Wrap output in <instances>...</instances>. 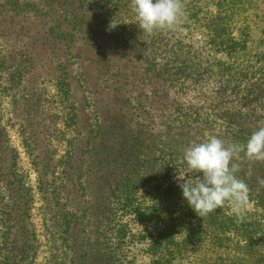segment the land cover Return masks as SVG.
<instances>
[{"label":"trees","instance_id":"1","mask_svg":"<svg viewBox=\"0 0 264 264\" xmlns=\"http://www.w3.org/2000/svg\"><path fill=\"white\" fill-rule=\"evenodd\" d=\"M182 5L189 43L122 23L126 11L110 12L111 0H0V95L12 98L63 264H135L126 260L130 221L148 264H264V162L236 161L255 219L227 205L198 217L171 176L190 143H245L264 126V0ZM50 83L66 92L75 135L60 160ZM17 166L0 99V264H30L32 254L34 198Z\"/></svg>","mask_w":264,"mask_h":264},{"label":"clouds","instance_id":"2","mask_svg":"<svg viewBox=\"0 0 264 264\" xmlns=\"http://www.w3.org/2000/svg\"><path fill=\"white\" fill-rule=\"evenodd\" d=\"M130 10L145 35L176 31L184 18L182 0H130ZM241 153L251 162H264V126L253 131L245 143H226L217 135H208L183 149L175 180L183 200L198 217L227 205L237 218H243L249 188L238 175L240 165L236 161L242 158ZM258 184L264 187V179Z\"/></svg>","mask_w":264,"mask_h":264},{"label":"rangeland","instance_id":"3","mask_svg":"<svg viewBox=\"0 0 264 264\" xmlns=\"http://www.w3.org/2000/svg\"><path fill=\"white\" fill-rule=\"evenodd\" d=\"M111 4L114 6V8H106L110 12H114L115 10H119V12L126 11V22H122L124 24H127L130 26V23H133L134 27L136 26L134 14L130 10V0H111ZM118 6H121L123 8H116ZM128 12V13H127ZM127 14L130 16V21L128 19ZM176 34H170L168 35V31H163L166 33L167 37L169 39H164L166 42H175L177 39H183L185 38V35L181 33V28L179 27L176 31H174ZM200 38V37H199ZM199 38L194 39V43H196V40ZM185 42H188L187 40L183 39ZM189 43V42H188ZM193 50L202 51L200 49L199 45L194 44ZM204 57H207L208 54L205 52L203 53ZM46 90L48 97L50 99V103L52 106H54V111L52 110V113L57 114L58 120H57V135L52 139V146L56 150L57 159L60 160L67 151V143H66V134L68 136L73 135L74 132L69 128L67 124V113L69 112L70 106L66 104L65 100V93L61 86L56 83H50L46 85ZM1 104H2V113H3V121L4 125L9 133L11 145L18 153V166L17 171L20 177L22 178L23 182L27 185L29 189L32 190L33 194V207L31 210V216H30V223L32 224L34 230L30 227V231L28 232V237L30 240L33 241L32 246L30 247V250L32 254H29V263L30 264H63L66 259V255L64 254V249L62 246V243L58 237H55L56 235H52L51 233L47 232V230L44 227V219L41 212V198L40 193L37 189V172L32 164V160L27 154L26 149L24 148L21 131L19 129V126L14 123V105L11 96L6 93L2 92L0 95ZM52 108V107H51ZM57 111V112H55ZM59 135V136H58ZM75 136V135H73ZM72 136V137H73ZM178 169H174L171 172V176H173V179L175 180V177L177 175ZM156 192V191H155ZM141 200L138 198L137 201L141 202V204H144V198L145 194H140ZM246 210L248 211V214L251 219L258 218L255 213L258 211L250 206L247 205ZM260 212V211H259ZM130 216V215H128ZM129 218V217H127ZM130 225L133 227V231L130 233L131 236H135L136 239H132L127 248L129 255H127L126 260L128 262H132L135 264H148V248L145 244V241L141 240V243L139 242L140 233H141V227H139V224L133 223V221H130ZM35 231V233H34ZM32 232L33 237L29 235ZM38 240V248L37 252L33 254L34 246L36 244V241ZM245 243L242 242V245ZM258 258V257H257ZM241 260L246 264L247 259L246 257H241ZM260 264V256L258 258V263Z\"/></svg>","mask_w":264,"mask_h":264}]
</instances>
